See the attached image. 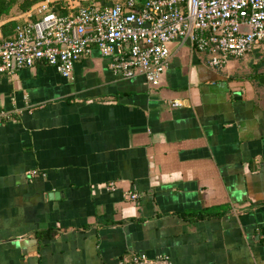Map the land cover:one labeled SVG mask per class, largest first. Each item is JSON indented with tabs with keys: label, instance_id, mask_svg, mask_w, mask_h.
Listing matches in <instances>:
<instances>
[{
	"label": "crops",
	"instance_id": "obj_1",
	"mask_svg": "<svg viewBox=\"0 0 264 264\" xmlns=\"http://www.w3.org/2000/svg\"><path fill=\"white\" fill-rule=\"evenodd\" d=\"M246 56L216 68L188 44L156 86L97 49L71 77L0 74V264H264V52Z\"/></svg>",
	"mask_w": 264,
	"mask_h": 264
},
{
	"label": "built area",
	"instance_id": "obj_2",
	"mask_svg": "<svg viewBox=\"0 0 264 264\" xmlns=\"http://www.w3.org/2000/svg\"><path fill=\"white\" fill-rule=\"evenodd\" d=\"M52 2L39 3L8 37H0V74L44 63L71 77L76 63L97 49L114 73H140L156 86L178 49L188 44L206 52L216 68L231 58L264 52V0H126L73 4L66 14L55 12ZM9 118L0 109V123ZM108 188L114 191L116 184L110 182ZM127 197L136 201L140 194L129 192ZM127 264L170 262L136 253Z\"/></svg>",
	"mask_w": 264,
	"mask_h": 264
},
{
	"label": "trees",
	"instance_id": "obj_3",
	"mask_svg": "<svg viewBox=\"0 0 264 264\" xmlns=\"http://www.w3.org/2000/svg\"><path fill=\"white\" fill-rule=\"evenodd\" d=\"M44 0H0V22L13 16H23V14L30 12L33 10L35 6L41 3ZM53 10L57 13L67 11L69 6H65L60 3V1H55L51 3ZM88 6V5H85ZM36 20V17L33 18ZM16 21H9L6 24H3L0 27V30L7 35V29H14ZM7 35L6 37H8ZM44 64V63H43ZM46 65V64H45ZM9 119L4 120L2 123L8 121ZM214 207L206 210H201L198 213L199 218H207V217H219L224 213L225 207ZM227 211V210H226ZM48 238V237H47Z\"/></svg>",
	"mask_w": 264,
	"mask_h": 264
},
{
	"label": "rangeland",
	"instance_id": "obj_4",
	"mask_svg": "<svg viewBox=\"0 0 264 264\" xmlns=\"http://www.w3.org/2000/svg\"><path fill=\"white\" fill-rule=\"evenodd\" d=\"M252 53V52H251ZM251 53L250 54H248L244 59L245 60H247V59H249L250 58V56H251Z\"/></svg>",
	"mask_w": 264,
	"mask_h": 264
},
{
	"label": "water",
	"instance_id": "obj_5",
	"mask_svg": "<svg viewBox=\"0 0 264 264\" xmlns=\"http://www.w3.org/2000/svg\"><path fill=\"white\" fill-rule=\"evenodd\" d=\"M54 1V0H53ZM2 24L0 23V26H1Z\"/></svg>",
	"mask_w": 264,
	"mask_h": 264
}]
</instances>
